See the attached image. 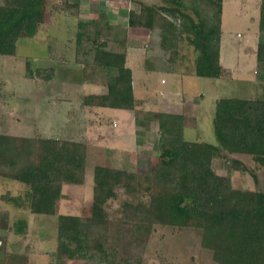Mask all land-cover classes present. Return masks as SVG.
I'll return each instance as SVG.
<instances>
[{"label":"trees","instance_id":"trees-1","mask_svg":"<svg viewBox=\"0 0 264 264\" xmlns=\"http://www.w3.org/2000/svg\"><path fill=\"white\" fill-rule=\"evenodd\" d=\"M258 1L256 49L245 51L255 55L256 73L263 83L261 96L216 101L212 126L218 145L186 141L182 113L151 114L159 131V151L149 172L94 167L92 201L86 215L60 214L59 204L66 197L64 185H83L85 181L87 144L58 137L0 134V177L25 186L24 193H6L0 200L34 215L56 217L57 246L51 254L56 263L84 260L96 253L102 264H142L154 228L161 226L195 230L215 264H264V192L258 187L236 188L230 176L218 175L214 169L226 155L233 159L231 171H248L235 158L244 155L264 172V0ZM160 2L159 6L140 4L138 12L130 11L127 28L158 31L160 47L169 60H174L177 45L186 34L196 53L195 75L232 80L231 69L220 63L223 0ZM52 8L78 18L75 62L90 55V66L115 73L105 93L85 95L82 107L134 111L141 106L142 101L133 96L125 51L108 49V44L125 43V28L122 33L106 25L103 35L99 24L80 19L78 3L59 0ZM47 9V0L0 3V56H14L19 40L33 38L46 21ZM87 25L95 30L87 31ZM82 41L90 44L89 50L81 51ZM24 68L29 79L47 83L55 79L53 67L32 70L27 59ZM118 188L143 198L124 202L120 217L111 220L105 205L116 198ZM27 226L24 219L13 224L21 235L26 234Z\"/></svg>","mask_w":264,"mask_h":264},{"label":"rangeland","instance_id":"rangeland-1","mask_svg":"<svg viewBox=\"0 0 264 264\" xmlns=\"http://www.w3.org/2000/svg\"><path fill=\"white\" fill-rule=\"evenodd\" d=\"M5 1L8 0H0V3ZM47 2L46 21L38 33L33 38L19 40L14 56H0V134L58 137L87 144L85 181L83 185L64 187L66 197L60 201L59 210L60 214L83 216L88 213L92 201L94 167L107 166L134 174L148 173L159 151V131L151 116L153 109L136 108L133 111L136 118L135 147L132 129L120 117L110 113L111 110H103V115L101 111L82 107L85 95L100 93L112 78H108L104 71L88 73L86 67L75 65L74 43L78 18L56 13L52 5L59 3V0ZM70 2L78 3L80 19L99 24V31L103 35H106L103 27L111 24L116 32L123 33L128 13L138 12L140 4H161L160 0ZM258 2L223 0L220 51L222 65L233 71L230 81L195 75L196 53L185 39L186 34L177 45L174 60H169L168 54L160 47L158 31L125 29L128 49L123 48L125 43L108 44V49L119 52L127 49V66L133 71L138 96L141 91L142 96H150L148 100L152 97L154 100L165 98V101L174 102L184 97L187 117L183 137L186 141L218 145L212 126L216 101L221 98H258L262 93L263 83L256 73L255 55L245 51L247 48L256 49ZM202 13H206L205 9ZM86 30L93 31L95 27L87 25ZM113 31H110L111 35ZM89 46L87 41H82L81 51L89 50ZM141 55L144 56L143 61ZM27 59L32 70L53 67L54 81L47 83L27 78L24 68ZM80 60L85 66L90 65L91 56L80 57ZM150 69L157 71L149 72ZM93 78L100 85L87 82ZM141 83L145 84L146 90L141 89ZM113 122L117 123V127H112ZM132 149L133 156L128 152ZM235 158L245 164L248 171H231L233 159L225 155L216 162V173L230 176L236 188L258 187L264 192V172L248 156L238 155ZM24 190V185L0 177V197L9 192L19 194L20 191L22 194ZM138 198L143 197L118 188L116 198L105 205L108 218H119L122 204L126 201L134 203ZM21 219L28 224L24 235L13 228V224ZM56 229L55 216L34 215L27 211L9 214L4 211L0 200V264H102L96 253H89L88 259L56 263L51 256L57 246ZM142 264L215 263L211 253L201 247L195 230L156 226L142 257Z\"/></svg>","mask_w":264,"mask_h":264},{"label":"crops","instance_id":"crops-1","mask_svg":"<svg viewBox=\"0 0 264 264\" xmlns=\"http://www.w3.org/2000/svg\"><path fill=\"white\" fill-rule=\"evenodd\" d=\"M125 21H126V19H125ZM127 22V21H126ZM112 25V24H111ZM125 29H128L127 28V26H125ZM127 37H128V35H127ZM128 38H127V41H125V44H124V46H123V48H126L128 45ZM220 48H221V44H220ZM127 49H128V47H127ZM127 49H123L124 51L125 50H127ZM74 53H75V48H74ZM125 54H126V66H127V52L125 51ZM75 56V55H74ZM141 58H142V61H143V59H144V56L143 55H141ZM220 63H221V65L223 64L222 63V58H221V51H220ZM75 65H79V66H82V67H86V71L88 70V73H102L103 71H104V73H107V75H108V78H112V77H114V71H105V70H99V69H96V68H93L92 66H90V65H87V66H85L84 64H83V62H80V63H76ZM224 66V65H223ZM128 67V66H127ZM225 67V66H224ZM129 68V67H128ZM226 68H229V67H226ZM131 69V68H130ZM230 69V68H229ZM157 71V70H155V69H150L149 70V72L150 71ZM232 71V70H231ZM131 72H132V91H133V96H134V98L136 99V100H141L142 101V104H141V106H139L141 109H145L146 110V108H151V109H153V110H148V111H150V112H153V113H158V112H163V113H173V114H180V113H182V114H184L186 117H187V114L185 113V110H187L185 107H184V101H185V99H184V97L182 98V99H180V100H176L175 102L174 101H165V98H163L162 100H160V99H157V100H154L152 97H151V99L150 100H148V97H150V96H142V92L141 91H139L138 92V94H139V96L137 95V93L135 92V84H134V77H133V71H132V69H131ZM147 72V71H146ZM182 73V72H181ZM233 71H232V78H233ZM101 80V79H100ZM53 82V81H52ZM87 82H91V83H93V85H100L99 84V81L97 80V81H95V79L93 78V79H89V80H87ZM161 83H163L162 81H161ZM68 85V84H67ZM105 87H103V90H100L99 92L100 93H95V94H103V93H105V91H106V85H104ZM141 89L143 90V89H145L146 90V86H145V84H143V83H141ZM144 86V88H142ZM62 87V86H61ZM141 95V96H140ZM66 96V95H65ZM139 107H137V108H139ZM89 109H94V111H101L102 112V114L104 115L105 113L103 112V110H111L112 112H110V113H112V114H114L115 116H117V117H120V120H124V123H126V125H128L129 126V128H131L132 129V131H133V141L135 142V140H134V138H135V128H136V118H134V116H133V114H134V112L133 111H128V110H116V109H108V108H89ZM132 116V119H130V117ZM113 124H114V126H112V127H117V123H115V122H113ZM185 126H186V124H185ZM185 126H184V128H185ZM136 143L137 142H135V147H136ZM138 145H141V144H138ZM133 149L132 150H128V152H131L132 153V156L134 155L133 154ZM233 181V180H232ZM65 186H69V185H64L63 187H62V193L63 194H65L64 193V190H65ZM10 193V192H9ZM11 194V193H10ZM19 194H21V192L19 191ZM19 194H11L12 196H16V195H19ZM61 203V202H60ZM3 206H4V211H7L9 214H19V213H22V212H25V211H27V212H29L27 209H23V208H15V207H13V206H11V205H8V204H5V203H3ZM60 208H61V204H59V210H60ZM30 213V212H29ZM63 215H68V214H66V213H62Z\"/></svg>","mask_w":264,"mask_h":264},{"label":"built area","instance_id":"built-area-1","mask_svg":"<svg viewBox=\"0 0 264 264\" xmlns=\"http://www.w3.org/2000/svg\"><path fill=\"white\" fill-rule=\"evenodd\" d=\"M114 126V125H113Z\"/></svg>","mask_w":264,"mask_h":264}]
</instances>
